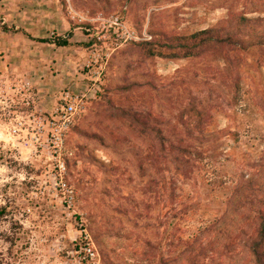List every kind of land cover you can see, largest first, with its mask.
Here are the masks:
<instances>
[{
    "label": "rangeland",
    "instance_id": "rangeland-1",
    "mask_svg": "<svg viewBox=\"0 0 264 264\" xmlns=\"http://www.w3.org/2000/svg\"><path fill=\"white\" fill-rule=\"evenodd\" d=\"M0 2L17 6L0 12V40L64 36L78 51L74 79L95 50L83 18L120 16L142 39L109 59L102 93L68 134L64 172L56 156L9 135L21 97L0 103V264H256L246 238L210 244L241 179L261 187L254 206L264 210V0ZM209 31L201 53L185 58L195 43L183 38ZM154 46L173 57H150ZM192 107L203 111V134L186 127ZM187 136L199 152L191 165L178 151Z\"/></svg>",
    "mask_w": 264,
    "mask_h": 264
},
{
    "label": "built area",
    "instance_id": "built-area-1",
    "mask_svg": "<svg viewBox=\"0 0 264 264\" xmlns=\"http://www.w3.org/2000/svg\"><path fill=\"white\" fill-rule=\"evenodd\" d=\"M85 22L91 25V28L86 31L89 33L88 42L93 43L95 50L91 52V58L84 66L87 71L82 80L84 83L81 87L68 86L61 90L54 98L52 110L44 111L43 105L35 103L36 93L31 81L10 82L8 77L0 78V94H4L1 105L8 103L9 92L16 93L22 100L21 110L17 111L15 118L12 119L15 122L8 131L9 135L17 138L18 145L29 153L46 152L54 158L56 156L57 168L61 172L65 171V164L60 161V156L68 134L75 124L76 117L80 115L82 107L97 100L102 93L103 76L109 59L121 47L142 40L120 16L98 15L81 20V23ZM106 40L111 44L108 45ZM98 44L104 45L100 51L96 49ZM83 251L84 259L91 262L95 260V253L91 249Z\"/></svg>",
    "mask_w": 264,
    "mask_h": 264
},
{
    "label": "trees",
    "instance_id": "trees-1",
    "mask_svg": "<svg viewBox=\"0 0 264 264\" xmlns=\"http://www.w3.org/2000/svg\"><path fill=\"white\" fill-rule=\"evenodd\" d=\"M213 31L209 32H201L195 35L190 36L189 38H183V42L194 41L195 44L185 46L187 51L184 54L185 58H189L193 55H199L200 53H196L195 49H200L205 45L203 42V37L208 36ZM196 41V42H195ZM198 43V44H197ZM54 44L59 47H68L70 46V42L66 38L56 37L54 39ZM158 46V44H155ZM151 47L149 49L150 57H173V55H169L167 57L166 54L162 52H156L157 49ZM178 58V57H176ZM129 117V113L127 114ZM190 120L186 123V127L189 132L203 134L205 131V125L203 122V111L199 110L196 107H192L190 109ZM132 120L141 125L143 123L144 126L149 125V122L152 121V116L148 114H143L141 112L134 113V117ZM143 121V122H141ZM145 121V122H144ZM190 134V133H189ZM196 140V137L183 138L180 140L179 144V154L181 155V161L187 165H191L194 163L193 156H196L198 151H196L193 141ZM262 192L261 187L253 184L251 179L248 180H240L238 181L231 198L228 202V207L226 213L220 218V220L216 221L211 229H220L218 234L215 236L214 240L216 242L211 243L213 247H215V243H220L217 249L219 250L221 247L227 249L229 245L225 244L226 238L231 240H236L239 238H246V246L251 250L253 257L256 260V264H264V223H262L264 215L263 208H257L254 206L257 201V196ZM252 207V208H251ZM255 207V208H254ZM249 212V214H246ZM261 221V223H260ZM228 246V247H227ZM218 250H212V254L217 255ZM200 256H194L193 259L199 260Z\"/></svg>",
    "mask_w": 264,
    "mask_h": 264
},
{
    "label": "crops",
    "instance_id": "crops-1",
    "mask_svg": "<svg viewBox=\"0 0 264 264\" xmlns=\"http://www.w3.org/2000/svg\"><path fill=\"white\" fill-rule=\"evenodd\" d=\"M23 6L20 5V8ZM14 7L17 6L0 2V12ZM56 37L21 34L6 35L0 40V55L4 54L0 58L5 59L4 64H0V71L4 76H11L15 82L31 81L36 93V104L48 106L70 83L75 82V87H81L84 83L80 82V78L74 79L78 51L72 50L70 46H57L54 44Z\"/></svg>",
    "mask_w": 264,
    "mask_h": 264
}]
</instances>
